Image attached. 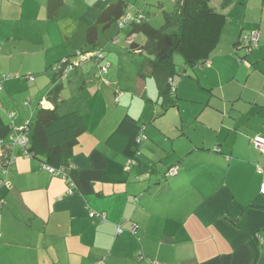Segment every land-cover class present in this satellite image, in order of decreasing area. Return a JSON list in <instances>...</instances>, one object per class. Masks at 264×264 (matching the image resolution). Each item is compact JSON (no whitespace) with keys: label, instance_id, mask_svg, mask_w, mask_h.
<instances>
[{"label":"crops","instance_id":"obj_1","mask_svg":"<svg viewBox=\"0 0 264 264\" xmlns=\"http://www.w3.org/2000/svg\"><path fill=\"white\" fill-rule=\"evenodd\" d=\"M126 1L127 15L150 14L151 0ZM117 2L0 0V82L7 74L19 78L1 82L0 111L13 130L7 141L36 122L17 120L13 112L18 91L30 83L19 74L39 76L26 101L31 116L38 105L32 98L40 97L45 109L78 111L86 123L67 151L75 171L71 192L41 161L21 154L0 175V264H264V156L253 144L264 139V3L247 17L252 0L242 18L230 19L213 57L176 83L178 106L161 114V99L150 100L144 80L152 76L151 58L131 49L132 42L142 48L147 41L142 34L129 38V29L114 30V23L98 24ZM216 2L221 7L222 0ZM240 10L232 5L223 12L237 16ZM251 30L262 36L246 55L236 43ZM79 49L103 50L108 73L92 63L63 82L51 77L47 71ZM128 63L137 71L131 86L120 77ZM67 82L77 86L86 107L61 111L64 90H53ZM138 99L145 105L133 114ZM150 106L154 126L143 128L137 158L111 151L105 141L123 118L148 123ZM173 169L177 175L166 178Z\"/></svg>","mask_w":264,"mask_h":264},{"label":"trees","instance_id":"obj_2","mask_svg":"<svg viewBox=\"0 0 264 264\" xmlns=\"http://www.w3.org/2000/svg\"><path fill=\"white\" fill-rule=\"evenodd\" d=\"M110 1L111 0H103L104 3H110ZM251 1L252 0H222L221 7L215 8V6H212L211 0H176L177 4L175 9L172 12L163 13L164 25L161 28H156L148 21L143 11H139L138 14L127 15L126 12L130 8V4L127 3L126 0H118L117 3L111 4L101 14L98 19V24H113L115 22L121 26V23H123L128 16L131 17L128 23L125 24L123 28L120 27V29L121 31L125 28L129 29V38L134 34H142L145 37L147 41L145 46L141 48L138 44L132 42L131 49L133 52L142 50L141 54L144 57L146 54L152 57L150 60L152 78L155 82L159 98L161 99V114H165L179 104L175 78L186 76L189 69L204 66L217 51L223 33L235 13H225L223 12L224 9L232 5L244 8ZM260 1L264 3V0ZM95 29L96 28H91L89 30V44H91ZM254 32H259L261 34L259 30L245 31L241 33L240 39L236 43L237 49H243L246 55H251L256 49L248 52V47H245L243 37L246 34ZM90 53H94L97 56L102 55L103 59L99 60L97 56H94L90 60L78 63L81 56ZM176 56L182 59L181 65L177 64ZM104 60L105 55L103 50L79 49L74 55H69L54 65V75L63 82L71 73L89 62L97 63L102 74H104L102 72V67L107 65L108 69L104 74L106 75L109 71L110 64ZM75 63H78V65ZM239 63L247 64L244 57L239 58ZM68 65H73V69L67 74L66 69ZM19 77L21 79L25 78L32 83H36L37 80L36 75L22 76L19 74ZM31 77H33V80H30ZM16 79L19 78L3 75L1 82ZM1 82L0 86L2 87ZM64 87V84L56 86L53 90L54 95L62 93L65 89ZM144 88L145 84L141 80L139 89L142 90ZM118 100L119 98L117 97V101ZM44 102L45 101H41L38 103L32 115V117L36 119L35 126L30 128L26 133L24 132L27 138V145L24 148L18 145L14 146L12 138L10 141H7L13 130L12 126L4 120L0 111V143L7 148V156H5L1 161L2 163H0V175H6L8 173L10 167L15 163L9 165V162L13 157H15L16 161L18 158L17 152L19 151L21 155L27 158L31 157L38 159L46 168L51 167L57 170H64L65 173H67V178L64 180L69 190L72 191L71 186L74 184L73 187H75V171L67 164V151L73 147L74 143L77 142L78 136L85 130V118L83 114L78 111L59 115L57 107L52 111L47 110L44 108ZM27 104L29 105L30 103L27 102ZM146 125L147 123L144 120L133 119L129 115H126L119 123L116 130L106 139L105 145L117 154H128L136 159V155L139 152V144L146 139L143 133V128ZM15 132L16 131H14V135ZM17 134L16 132V135ZM25 151L28 155L24 154ZM168 177H172L169 175V172L166 178ZM119 229L122 230L121 227Z\"/></svg>","mask_w":264,"mask_h":264},{"label":"rangeland","instance_id":"obj_3","mask_svg":"<svg viewBox=\"0 0 264 264\" xmlns=\"http://www.w3.org/2000/svg\"><path fill=\"white\" fill-rule=\"evenodd\" d=\"M214 2L212 3V6H216V0H213ZM160 2H162V4L166 7V8H168L167 9V12H172L174 9H175V7L173 6L174 4L173 3H175V1L174 0H161ZM256 3H258V4H256ZM256 3H254V2H251L249 5H248V13H247V17L249 16V15H255V14H258V12H259V10H260V6L259 5H261V2L260 1H258V0H256ZM142 4V3H141ZM247 7V6H246ZM148 9H149V11H150V14L149 15H147V19H148V21H150V23L154 26V27H156V28H161L163 25H164V14H163V9H161V8H159V5H158V0H151L150 1V4L148 5ZM151 9H152V11H151ZM241 10H240V14H237V16L235 15V13L233 14V18H235V17H239L240 16V18H242V16H243V14H244V8H240ZM229 10H227V11H225V12H228ZM135 12H136V10H133L132 11V14H135ZM119 26V24L118 23H115L114 22V30H117L118 27ZM233 28H231V30H232ZM118 31V30H117ZM144 39H145V37L143 36V35H141ZM145 41H146V39H145ZM105 55H106V53H105ZM109 56V55H108ZM145 57H147V58H152L151 56H149L148 54H146L145 55ZM106 58H107V56H106ZM134 60H140V58L139 57H134L133 58ZM176 62H177V64L178 65H181L182 64V59L180 58V57H178V56H176ZM92 63L93 62H89V63H87V64H85V65H83V66H81L80 68H78L79 70L80 69H82L84 66H86V65H89V64H91L92 65ZM135 66H132L130 63H128V64H125V65H123L122 67H121V70H120V77H121V80H122V83L125 85V86H131V79L133 78V76L136 74V70H135ZM94 69H97V67H94ZM91 70H89L88 72H90ZM112 71H113V69H110V74L112 73ZM47 72H49V74L51 75V77L52 76H54V74H55V70L54 69H49ZM94 73L95 74H97V72H95L94 71ZM45 73H41V75H44ZM109 74V75H110ZM7 75H9V74H7ZM37 76V80H36V83L35 84H33L32 82H28L29 84H27V86L26 87H24V89H23V91H18V93H19V95L21 96V98L20 99H17L16 100V102H15V104H14V106H15V109H14V111L13 112H15L16 113V115H17V120H19L20 118H24V123H25V121H27V120H30V122H31V124L33 125L34 124V118L31 116V113L29 112L30 111V109L28 108V104L26 103V101H27V98L29 97V95H28V92L30 91V90H32V89H34V88H36V86H38V82H40V80H39V76L38 75H36ZM74 77V72L71 74V78H73ZM147 78V79H146ZM23 80H25L24 78H22ZM145 81H146V83H147V85H148V94H147V96L150 98V100H153V101H155V100H157L158 99V91H157V88H156V85H155V82H154V80H153V78H152V76L151 77H149V75L148 74H146L145 75V79H144ZM181 81V78H179V77H176L175 78V82L176 83H178V82H180ZM41 87L43 86L42 84L40 85ZM178 86H179V84H178ZM65 89H64V91H63V93H64V97H62V99L63 100H65V104L63 105V109L61 110L62 112L65 110V109H67V108H69V110L71 109V108H73L74 106L75 107H79V106H84V107H86V103L84 102V98H80V93H79V89L77 88V86H75V85H73V86H70V83L69 82H67V84H66V86L64 87ZM41 89H43V87L41 88ZM45 90V92L47 91V89H44ZM15 93V92H14ZM78 96H79V98H78ZM33 99V103H32V106H36L39 102H40V97H38V98H35L34 99V97L32 98ZM62 100V103H64V101ZM138 102H136L135 104H134V108H133V114H141V110L143 109V107H144V105L145 104H143L144 102L142 101V100H140V99H138L137 100ZM139 103H142V109H140L139 110V105H141V104H139ZM26 105V106H25ZM157 107L160 109V101H159V103H158V105H157ZM147 109H149V112H146L145 114V116H147V118H149V121H148V125L147 126H150V127H153L154 126V124H153V122H152V118H153V107L152 106H150L149 108H147ZM4 114V117H5V119L7 120V121H10L9 119H8V116L5 114V113H3ZM16 120V121H17ZM17 155L18 156H20V153H19V151L17 152ZM20 157H22V156H20ZM3 176V175H2ZM174 177V176H173Z\"/></svg>","mask_w":264,"mask_h":264},{"label":"built area","instance_id":"obj_4","mask_svg":"<svg viewBox=\"0 0 264 264\" xmlns=\"http://www.w3.org/2000/svg\"><path fill=\"white\" fill-rule=\"evenodd\" d=\"M130 18L131 17L128 16L127 19L124 20L123 23H121V26L120 27L123 28L125 26V24L128 23V20ZM260 40H261V34L259 32H254V33H251V34H246L243 37V42L245 43V47H248L247 48V51L248 52L249 51L251 52L252 50L257 49L258 46H259ZM94 56H97V55H95L94 53H90V54L83 55V56L80 57V60H79L78 63H81V62L90 60ZM97 58L100 60V59H103V56L102 55H99V56H97ZM78 63H75V64L78 65ZM75 64H74V66H75ZM72 69H73V65H68V67L66 69V73L68 74ZM107 69H108L107 65L103 66L102 67V72L105 74L106 71H107ZM30 80H33V77H31ZM1 90H2V87L0 86V91ZM27 131H29V129L27 127L21 128L20 130L17 131V133H19V135L13 137V145L14 146H17L18 145V146L24 148L27 145V138L24 135V132L26 133ZM253 143H254L255 147L264 156V139L261 138V137H257L253 141ZM8 149H9V147H8ZM6 150H7V148L5 147V145H3L2 143H0V163H2L1 161L5 158V156H7L6 155ZM24 154L25 155H28V153L26 151L24 152ZM14 162H15V157H13L12 160H10L9 165L10 164H13ZM46 169L51 174H53L55 176H60L63 179H66L67 178V173H65V171L62 170V169L57 170V169H54V168H51V167H47ZM3 173H5V172H3ZM259 173L264 174V169L263 168H259ZM170 175L171 176H176L177 175V169L171 170ZM73 186H74V184H73ZM73 186H71V187L73 188ZM69 192H71V190H69ZM261 195L264 196V184L262 185V188H261ZM119 233H122V230L121 229H119Z\"/></svg>","mask_w":264,"mask_h":264},{"label":"clouds","instance_id":"obj_5","mask_svg":"<svg viewBox=\"0 0 264 264\" xmlns=\"http://www.w3.org/2000/svg\"><path fill=\"white\" fill-rule=\"evenodd\" d=\"M169 175H170V173H169ZM173 177V176H172Z\"/></svg>","mask_w":264,"mask_h":264}]
</instances>
